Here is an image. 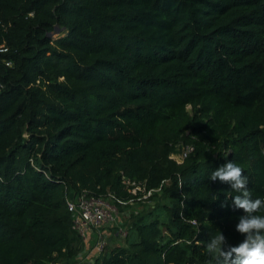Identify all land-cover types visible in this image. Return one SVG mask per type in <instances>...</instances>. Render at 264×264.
<instances>
[{
    "label": "trees",
    "instance_id": "16d2710c",
    "mask_svg": "<svg viewBox=\"0 0 264 264\" xmlns=\"http://www.w3.org/2000/svg\"><path fill=\"white\" fill-rule=\"evenodd\" d=\"M0 45V264H73L65 198L140 193L123 179L162 200L89 264H215L218 230L243 242L210 176L233 160L264 197V0H0Z\"/></svg>",
    "mask_w": 264,
    "mask_h": 264
},
{
    "label": "built area",
    "instance_id": "2783aa9c",
    "mask_svg": "<svg viewBox=\"0 0 264 264\" xmlns=\"http://www.w3.org/2000/svg\"><path fill=\"white\" fill-rule=\"evenodd\" d=\"M5 48L0 45V50ZM9 64V61H5ZM3 84L0 80V90ZM191 149L185 145L180 151L171 153L170 156L180 162L186 152ZM177 154V157L174 155ZM128 184V191L136 194L134 198L122 200L111 193L105 195L91 194L85 190L75 192L72 196L65 198L66 208L70 213L71 226L81 236L82 247L77 253L73 264H89L95 256L101 254L111 239H117L115 244L121 243L126 235V227L123 225L127 212H118V206L122 207L137 198H144L150 195L155 188H145L140 182L123 179ZM121 213V214H119ZM196 226L194 219H188ZM109 246V245H108Z\"/></svg>",
    "mask_w": 264,
    "mask_h": 264
},
{
    "label": "clouds",
    "instance_id": "9594fccd",
    "mask_svg": "<svg viewBox=\"0 0 264 264\" xmlns=\"http://www.w3.org/2000/svg\"><path fill=\"white\" fill-rule=\"evenodd\" d=\"M228 183L231 190L237 195H227L221 207L227 206V198L233 197V209H242L244 215L239 218L236 230L245 236L238 246L229 247L226 251L223 246L226 238L218 230L215 236L205 243V251L215 264H264V197L253 199L248 189L249 179L244 175V170L236 162L229 161L216 168L211 173L210 181Z\"/></svg>",
    "mask_w": 264,
    "mask_h": 264
},
{
    "label": "rangeland",
    "instance_id": "374dc122",
    "mask_svg": "<svg viewBox=\"0 0 264 264\" xmlns=\"http://www.w3.org/2000/svg\"><path fill=\"white\" fill-rule=\"evenodd\" d=\"M188 106V105H187ZM176 153V152H175ZM174 157H177V154L174 155ZM162 199L160 197L157 198H150V195L145 196L144 198H137L135 201L131 203H127L124 206H118V212L125 211L128 213L127 216H125V220L123 222V225L127 228L133 219H136L135 214L139 215H146L148 210L152 208L153 206L157 205V202H160ZM121 214V213H119ZM148 218L146 216H143L142 219ZM141 219V220H142ZM118 240L117 239H111L110 242L107 245V248H109L111 245L115 244ZM125 240H121V243H124ZM106 248V249H107Z\"/></svg>",
    "mask_w": 264,
    "mask_h": 264
}]
</instances>
